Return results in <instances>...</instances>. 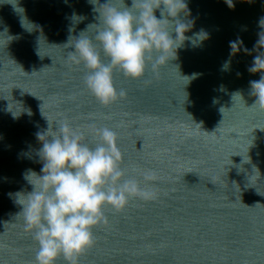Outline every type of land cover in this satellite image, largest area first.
<instances>
[{"label": "clouds", "instance_id": "1", "mask_svg": "<svg viewBox=\"0 0 264 264\" xmlns=\"http://www.w3.org/2000/svg\"><path fill=\"white\" fill-rule=\"evenodd\" d=\"M226 3L233 7L232 0ZM13 5L15 11H24L18 7L17 0ZM123 5L118 8L109 2L101 5L102 11L94 7L99 12L94 38L82 35L86 32L83 31L70 45L75 51L69 59L87 69L84 84L103 106L126 96L123 88L115 87L114 71L122 72L126 78L140 79L149 65L156 72L159 66L175 59L176 50L185 40L195 45L207 38L203 30L193 37L184 35L191 27L179 19L182 12L189 14L185 0H132L131 7L124 2ZM157 10L160 18L155 14ZM72 19L84 18L73 14ZM25 21L23 17L22 26ZM259 26L264 28V18ZM259 37L258 45L264 46V32ZM72 39L70 36L66 45ZM231 47L238 50V42H231ZM101 52L107 63L102 60ZM227 67L228 62L223 69ZM249 71L264 72V58L257 56ZM250 83L251 94L257 98L254 106L264 111V75ZM28 114L31 115L30 110ZM13 116L16 117L14 113ZM91 135L94 144L85 142V132L67 118L58 120L55 130L49 122L48 130L36 134L42 143L38 150L42 174L28 170L24 178L33 189L25 195L23 203L16 201L23 206L19 214H23L25 228L38 245L34 264H56L60 257L66 264H78L79 257L95 244L93 230L108 223L105 207L122 212L134 199L150 202L159 198V190L153 183L158 179L155 170L134 168L133 172L142 178L138 179L122 167L123 153L117 144V132L107 126L93 125ZM32 176L37 177L36 182L30 179Z\"/></svg>", "mask_w": 264, "mask_h": 264}]
</instances>
